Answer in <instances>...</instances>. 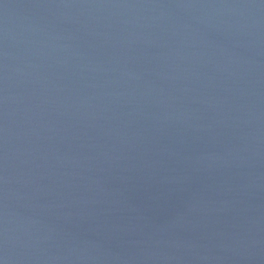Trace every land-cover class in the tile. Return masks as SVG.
Masks as SVG:
<instances>
[{
	"label": "water",
	"instance_id": "95a60500",
	"mask_svg": "<svg viewBox=\"0 0 264 264\" xmlns=\"http://www.w3.org/2000/svg\"><path fill=\"white\" fill-rule=\"evenodd\" d=\"M0 264H264V0H0Z\"/></svg>",
	"mask_w": 264,
	"mask_h": 264
}]
</instances>
